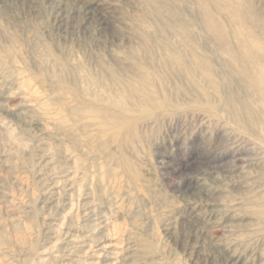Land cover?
<instances>
[{
	"label": "rangeland",
	"instance_id": "rangeland-1",
	"mask_svg": "<svg viewBox=\"0 0 264 264\" xmlns=\"http://www.w3.org/2000/svg\"><path fill=\"white\" fill-rule=\"evenodd\" d=\"M262 71L264 0H0V264H264Z\"/></svg>",
	"mask_w": 264,
	"mask_h": 264
},
{
	"label": "bare ground",
	"instance_id": "bare-ground-1",
	"mask_svg": "<svg viewBox=\"0 0 264 264\" xmlns=\"http://www.w3.org/2000/svg\"><path fill=\"white\" fill-rule=\"evenodd\" d=\"M100 22H99V25H102V23H104V19H100L99 20ZM238 39H239V35H238ZM241 41V40H240ZM254 44H257V42L255 41V43ZM245 46H247V48L249 49V44H244ZM262 75L264 76V71H262ZM227 251V250H226Z\"/></svg>",
	"mask_w": 264,
	"mask_h": 264
}]
</instances>
